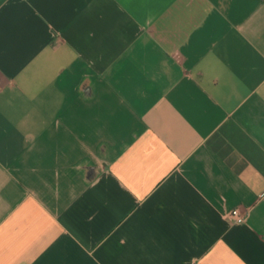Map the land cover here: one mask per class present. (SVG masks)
<instances>
[{"label": "crops", "instance_id": "crops-1", "mask_svg": "<svg viewBox=\"0 0 264 264\" xmlns=\"http://www.w3.org/2000/svg\"><path fill=\"white\" fill-rule=\"evenodd\" d=\"M0 264H264V0H0Z\"/></svg>", "mask_w": 264, "mask_h": 264}, {"label": "built area", "instance_id": "built-area-1", "mask_svg": "<svg viewBox=\"0 0 264 264\" xmlns=\"http://www.w3.org/2000/svg\"><path fill=\"white\" fill-rule=\"evenodd\" d=\"M228 216L237 223H245L247 221V213L242 211L240 207H235L229 211Z\"/></svg>", "mask_w": 264, "mask_h": 264}]
</instances>
